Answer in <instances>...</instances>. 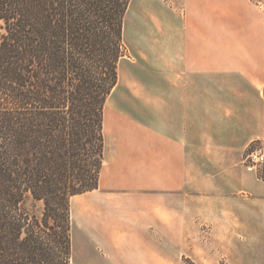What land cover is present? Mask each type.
Wrapping results in <instances>:
<instances>
[{
    "label": "crops",
    "instance_id": "1",
    "mask_svg": "<svg viewBox=\"0 0 264 264\" xmlns=\"http://www.w3.org/2000/svg\"><path fill=\"white\" fill-rule=\"evenodd\" d=\"M172 1L180 13L155 21L161 50L150 64L141 56L138 99L123 98L118 82L109 94L119 84L98 187L70 200L101 263L147 259L155 232L177 243L191 235L190 245L201 223L237 236L239 250H264V166L241 160L264 142V10L251 0Z\"/></svg>",
    "mask_w": 264,
    "mask_h": 264
},
{
    "label": "trees",
    "instance_id": "2",
    "mask_svg": "<svg viewBox=\"0 0 264 264\" xmlns=\"http://www.w3.org/2000/svg\"><path fill=\"white\" fill-rule=\"evenodd\" d=\"M129 3L0 0V264H71L70 200L98 187Z\"/></svg>",
    "mask_w": 264,
    "mask_h": 264
},
{
    "label": "rangeland",
    "instance_id": "3",
    "mask_svg": "<svg viewBox=\"0 0 264 264\" xmlns=\"http://www.w3.org/2000/svg\"><path fill=\"white\" fill-rule=\"evenodd\" d=\"M251 1L258 3L264 10V0ZM165 9L176 15L180 13L177 2L173 3L172 0H130L124 20V51L117 62V73L119 71L117 82L120 84V95H122L123 98L133 97L138 99L139 97L138 94L141 87V56L145 59V62L148 58L154 61L158 54V48L161 50V43L157 41V37L161 30L157 29L155 21L168 17L166 16L167 11H165ZM135 57L137 59H135ZM150 59H148L149 64ZM127 61H135V66L131 68V70H128L131 73L129 72L127 74V83H123ZM119 84L115 87L116 89ZM115 88L110 98L108 95L107 99H109L106 100L105 103V119L109 113L111 101L114 97L113 95L116 94ZM113 108L114 106H112L110 112L113 111ZM108 130L107 122L106 127L104 124L103 128L104 150L105 134L108 133ZM253 143L261 142L253 141L249 143L248 146ZM108 147L109 143H107V148ZM247 147L243 151L241 160L246 167L253 169L243 160ZM262 166L264 165L255 168V170H259ZM75 199L72 210H75L76 205L80 202L79 199ZM27 205L28 208L35 210V212L37 211L38 215H40L43 206L42 201H28ZM71 221V264H108L106 262L101 263L97 257H93L95 251L90 242L91 235L83 230L84 228L81 224L77 223L74 212L71 215ZM153 235L154 240L156 239L155 241L161 244L158 243L156 249H151V244L149 243V247L141 251V254L149 253L148 258H132V264H264V250H239L235 243L237 239H239L237 236L234 238L232 235L219 232V228L216 226L213 227L211 224L201 223L197 229V234L193 235L195 240L193 239L194 241L190 245H188V243H190L191 235L188 234L184 237L185 241L179 243L172 242V235L158 232H155ZM152 255L155 257L153 260Z\"/></svg>",
    "mask_w": 264,
    "mask_h": 264
},
{
    "label": "built area",
    "instance_id": "4",
    "mask_svg": "<svg viewBox=\"0 0 264 264\" xmlns=\"http://www.w3.org/2000/svg\"><path fill=\"white\" fill-rule=\"evenodd\" d=\"M243 160L253 169L264 165V142L249 145L244 154Z\"/></svg>",
    "mask_w": 264,
    "mask_h": 264
}]
</instances>
